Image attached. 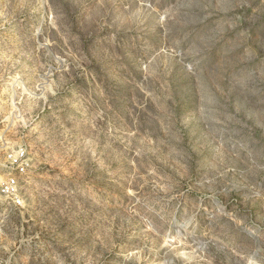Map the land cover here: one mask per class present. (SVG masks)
I'll list each match as a JSON object with an SVG mask.
<instances>
[{"label":"rangeland","instance_id":"obj_1","mask_svg":"<svg viewBox=\"0 0 264 264\" xmlns=\"http://www.w3.org/2000/svg\"><path fill=\"white\" fill-rule=\"evenodd\" d=\"M20 149L4 264H264V0H0Z\"/></svg>","mask_w":264,"mask_h":264},{"label":"built area","instance_id":"obj_2","mask_svg":"<svg viewBox=\"0 0 264 264\" xmlns=\"http://www.w3.org/2000/svg\"><path fill=\"white\" fill-rule=\"evenodd\" d=\"M7 168L16 174L10 175L0 184V205L11 203L14 206L24 205L22 182L30 169V159L25 149L12 153L7 159ZM2 209V208H1ZM0 264H4L0 260Z\"/></svg>","mask_w":264,"mask_h":264}]
</instances>
